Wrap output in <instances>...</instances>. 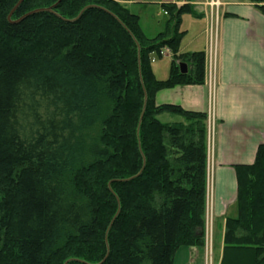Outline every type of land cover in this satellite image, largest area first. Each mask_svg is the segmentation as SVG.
Masks as SVG:
<instances>
[{
	"label": "trees",
	"instance_id": "1",
	"mask_svg": "<svg viewBox=\"0 0 264 264\" xmlns=\"http://www.w3.org/2000/svg\"><path fill=\"white\" fill-rule=\"evenodd\" d=\"M19 1H0V264H173L181 247H203L208 115L155 102L205 84L206 54L181 52L191 0L163 5L153 39L116 0H25L9 19ZM164 48L188 74L172 64L157 79ZM237 178L225 249L264 264V144Z\"/></svg>",
	"mask_w": 264,
	"mask_h": 264
},
{
	"label": "crops",
	"instance_id": "2",
	"mask_svg": "<svg viewBox=\"0 0 264 264\" xmlns=\"http://www.w3.org/2000/svg\"><path fill=\"white\" fill-rule=\"evenodd\" d=\"M209 1L191 0L194 13L183 16L181 28L186 36L181 52H204L207 57L212 53L215 85H208L206 70L204 85L177 86L160 91L155 98L157 106L175 105L208 115L205 245L181 247L173 264H209L206 248L210 234L213 248L214 241L218 245L216 264H253L249 251H227L224 237L227 220L239 213L237 168L254 164L258 148L264 144V13L253 0H219L218 10L211 8ZM118 2L131 12L134 8L183 4L177 0ZM214 29L217 35H213ZM161 116L164 123L182 121L170 114Z\"/></svg>",
	"mask_w": 264,
	"mask_h": 264
},
{
	"label": "rangeland",
	"instance_id": "3",
	"mask_svg": "<svg viewBox=\"0 0 264 264\" xmlns=\"http://www.w3.org/2000/svg\"><path fill=\"white\" fill-rule=\"evenodd\" d=\"M118 1V0H116ZM123 4V3H121ZM125 5V4H123ZM127 6V5H126ZM134 14H139L141 16L140 19V24L142 25L141 27L143 28V32L145 33V35L150 38L153 39L155 38L159 32H163L166 29V25L167 22L169 20L168 15L165 14V10L163 8H159V7H151L145 10H141V9H133ZM3 44H5L8 48H11L13 50H18V51H22V52H26L27 46L24 45H19V44H15L11 41H3ZM162 50H169L168 48H164ZM152 69L153 72L155 74V76L157 77L158 80H166L169 75H170V70H171V65L174 64L173 66L175 68H177L178 71H180V65L181 64H186V63H181L179 62V60H177L173 53H166V56L164 57H159L158 55L154 54L152 56ZM188 66V64H186ZM189 69V66H188ZM181 72V71H180ZM189 73V71H188ZM187 73V74H188ZM216 82V78L210 77L209 80V84L211 87L215 85ZM163 91V90H162ZM129 109L131 110L133 108V103L132 105L128 106ZM162 117V116H161ZM160 120H164V118H161ZM115 125L117 127H119V125L117 124V121L115 123ZM116 128V127H115ZM208 166V163H207ZM90 188V191L92 193H94V190L97 191L96 187H94L93 185H88ZM108 189L111 190L112 192H114V188L112 185H108ZM115 193V192H114ZM106 197V199L109 200V198L103 193V198ZM118 210V209H117ZM218 234V233H217ZM212 234L209 235V240L207 243V247L206 248V253H207V257L209 259V264H216V260L218 258V248H217V241H214V247L213 248V239H211ZM214 249V250H213Z\"/></svg>",
	"mask_w": 264,
	"mask_h": 264
},
{
	"label": "built area",
	"instance_id": "4",
	"mask_svg": "<svg viewBox=\"0 0 264 264\" xmlns=\"http://www.w3.org/2000/svg\"><path fill=\"white\" fill-rule=\"evenodd\" d=\"M209 4L211 5V8L218 10L221 7V2L219 0H210ZM165 14L167 15V12L165 11ZM213 35H217V30L214 29L212 31ZM166 53H170V50H162L160 52V56H166ZM206 63H207V72L210 75L209 77H213L214 75V69H215V62L212 53L207 57L206 56ZM210 142V139H209ZM211 143V142H210ZM210 151V145H208V154Z\"/></svg>",
	"mask_w": 264,
	"mask_h": 264
},
{
	"label": "water",
	"instance_id": "5",
	"mask_svg": "<svg viewBox=\"0 0 264 264\" xmlns=\"http://www.w3.org/2000/svg\"><path fill=\"white\" fill-rule=\"evenodd\" d=\"M0 1H1V0H0ZM24 1H25V0H20V1L18 2V4L16 5V7H15L14 10L12 11V13L10 14L9 19L12 18L13 13H14V12H15V11H16V10H17L22 4H23ZM55 8H56V7H52V8H48V9H41V10L34 11V12L29 13V14H27L26 16H24L21 20H23V19H25V18H27V17H29V16H32V15L38 14V13H42V12L54 13ZM21 20H20V21H21ZM180 71H181V74L186 75V74L188 73V71H189L188 66H187L186 64H181V65H180ZM146 100H147V97H146Z\"/></svg>",
	"mask_w": 264,
	"mask_h": 264
}]
</instances>
